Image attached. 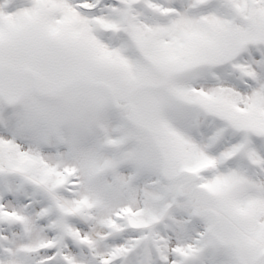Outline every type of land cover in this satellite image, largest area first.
<instances>
[{"label": "snow or ice", "instance_id": "1", "mask_svg": "<svg viewBox=\"0 0 264 264\" xmlns=\"http://www.w3.org/2000/svg\"><path fill=\"white\" fill-rule=\"evenodd\" d=\"M0 264H264V0H0Z\"/></svg>", "mask_w": 264, "mask_h": 264}]
</instances>
